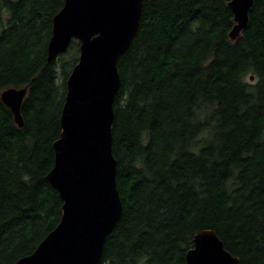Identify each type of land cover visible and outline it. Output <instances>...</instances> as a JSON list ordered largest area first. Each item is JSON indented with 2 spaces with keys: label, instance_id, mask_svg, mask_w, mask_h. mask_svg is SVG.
Instances as JSON below:
<instances>
[{
  "label": "trees",
  "instance_id": "obj_1",
  "mask_svg": "<svg viewBox=\"0 0 264 264\" xmlns=\"http://www.w3.org/2000/svg\"><path fill=\"white\" fill-rule=\"evenodd\" d=\"M231 0H143L117 62L112 154L122 215L98 264H185L213 231L238 264H264V0L231 41ZM64 0H0V95L27 88L23 126L0 99V264L57 225L54 164L79 43L50 63Z\"/></svg>",
  "mask_w": 264,
  "mask_h": 264
},
{
  "label": "water",
  "instance_id": "obj_2",
  "mask_svg": "<svg viewBox=\"0 0 264 264\" xmlns=\"http://www.w3.org/2000/svg\"><path fill=\"white\" fill-rule=\"evenodd\" d=\"M143 0H64L52 18L47 62L79 43L76 65L66 80L54 164L46 176L62 201L55 228L32 254L14 264H98L108 235L122 215L112 154L114 100L120 88L119 58L135 37ZM253 0H231L235 41L248 24ZM27 88H9L0 99L23 126L21 105ZM185 264H238L210 230L195 234Z\"/></svg>",
  "mask_w": 264,
  "mask_h": 264
},
{
  "label": "bare ground",
  "instance_id": "obj_3",
  "mask_svg": "<svg viewBox=\"0 0 264 264\" xmlns=\"http://www.w3.org/2000/svg\"><path fill=\"white\" fill-rule=\"evenodd\" d=\"M26 98V97H25Z\"/></svg>",
  "mask_w": 264,
  "mask_h": 264
}]
</instances>
